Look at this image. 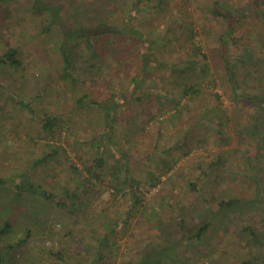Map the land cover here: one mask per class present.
<instances>
[{"label": "rangeland", "instance_id": "374dc122", "mask_svg": "<svg viewBox=\"0 0 264 264\" xmlns=\"http://www.w3.org/2000/svg\"><path fill=\"white\" fill-rule=\"evenodd\" d=\"M118 1L123 4L125 0ZM249 1L169 0L167 5L163 7L162 13L150 15L151 17L148 16L149 18L144 22L146 29L151 32L148 34L150 38L151 35L158 36L166 30V42L161 45L155 44L152 52L154 58L167 63L183 64V66L187 64L189 67L195 66L193 62L200 60L201 54H205L211 59L215 49L218 50L219 35L226 26V21L221 16L212 14V3L217 2L223 6L226 5L228 8H225L227 9H232V7L242 6ZM222 9L226 12L224 7ZM254 10L264 15V0H260L258 9L253 7L251 11L244 12L234 23L229 34L231 41L228 48L231 60L234 61L243 50L249 51L245 58L241 57L235 61L239 68L249 66V61L255 60L256 57L260 63L264 62V19L262 20ZM0 11H3L0 15V54L4 53L7 47L17 46L23 58V72L21 74L11 69H5L1 74L0 82L4 88L0 97V177L9 175L15 178L19 176L22 168L34 163L35 159L43 153L57 146H62L59 156L53 163L47 162L37 170L39 176L37 175L35 179L45 185L47 190L52 186L51 190L59 191L63 182L74 188L79 176L78 170L81 171L83 166H89L92 163L95 149L89 143L95 140L102 131L100 115L92 107L84 108V112L75 104L74 99L78 97V91L65 90V82L59 75L60 59L56 51L53 50L54 48L51 47V41L47 42L46 39L34 36L29 25L31 21L26 17L29 14L26 6L24 8L13 2L9 5H2ZM7 24L8 27H6ZM192 45L201 47V53L197 55L194 53L193 55ZM240 71L242 74L245 72L244 70ZM209 72L214 75V82L204 83L202 89L207 93L216 92L219 95L222 103L221 109L225 110L229 116V120L223 123L222 128V132H227L228 143H224L214 131H209L207 129L209 126L206 128L205 122H199L196 124L194 132L190 133L194 138L193 148L186 155L180 151L178 155L168 157L167 162L171 166L170 172L162 173L163 162L154 159L146 160L144 154L151 148L156 154L162 153V149L168 148L173 139L177 138L176 131L179 129L166 131L161 128L162 133L159 134L158 141L151 146L154 141L151 138L154 136L156 121H160L162 126L165 125V118L168 113H164V110L159 111V113L157 111L152 112L154 109L151 104L150 106L147 105V102H144L138 112L132 110L133 108L128 109V105L125 104L122 111L123 114H126L127 119H121L118 116L113 124L114 138L119 141V146L125 145L124 149L130 150L132 160L128 162V165L131 172H134L136 176L146 178V172L149 171L154 176L159 177L158 183L154 185L143 181V184L139 186L140 205L134 206L131 215L124 222L121 221L118 233L120 231L126 232L121 237H117L120 247L113 258L115 264H123L130 261L131 258L138 257L144 243L157 237L160 240L164 239V243H168V246L172 247L182 237L197 229L198 217L201 212H205L206 205L209 204L202 201L198 195L189 200L186 195L185 182L194 181L198 170L210 173L211 176L212 171L215 172L216 170L209 167V162L218 155L223 161V164H220L221 168L228 165L235 167L253 166L252 174L258 182V185L255 182L247 184L239 177H236L235 181H231L228 179L230 175H225L227 180L223 182L224 184H219V195H240L245 200H252L256 197L257 189L264 195V114L252 118L250 115L253 108L248 98L242 96L233 98L224 80L225 71L222 63L211 61ZM167 74L168 71L160 73L158 74L159 79L150 81L154 84L153 87L164 93L162 102L164 104L168 102L169 106L174 105L170 112L184 108V102H188L189 106L185 107L182 113L185 120L177 122L176 127L187 125L189 123L187 117L199 114L201 109L214 106L215 101L210 95L195 96L190 101L187 100V96H181L180 83L184 82L188 75H168V77ZM193 76L200 80L199 72L195 71ZM257 77H245L246 85L252 88V90H246L250 94H258L260 88H264V77ZM222 82L224 83L222 84ZM90 84L89 87L96 85ZM214 84L217 86L215 87ZM112 85L113 81H109L106 86L102 83L100 86H102L103 92L119 87V85L114 87ZM13 93L26 105H30L36 115L40 117L56 116L62 120H58L52 133H40L37 121L24 107L17 103ZM37 95L38 97L35 98ZM169 106L167 105L166 108ZM208 113L214 116L211 109ZM251 119L253 120L250 121ZM142 123H144L142 125L144 129L137 131L138 124ZM237 128L243 130L246 138L234 144ZM126 132H131L132 138H129ZM179 134L181 135L180 131ZM136 142L140 145L137 146ZM159 172L161 173L160 176L158 175ZM108 184L107 179L95 183L92 193L97 191L100 194L88 197L93 200L92 206L96 211L105 207L107 200L111 199L110 192L112 189ZM206 191L205 196L209 198L211 186L207 185ZM13 195L12 190L0 188V213H4V216L10 214L13 208H20L17 203L18 200L15 198L12 200ZM163 196L170 200L166 199L167 203L171 202L170 204L175 205L174 210L176 212H182L185 215L186 226L183 229L179 225L178 217L171 222L169 221L174 214L172 205V211L166 205L160 207L159 199ZM35 201V204L41 208V203L37 201V198ZM263 201V199L257 200L258 210L243 212L241 217L228 216L231 229L219 237L215 234L210 239L208 248L201 249L199 245L188 242V240L186 242L180 241L172 253L174 258L178 257L177 264H213L212 261L215 259L216 264H239V260L243 256L248 257L246 250L250 251L251 257L248 260L251 261V264H264ZM114 204L110 205V208L108 207L107 212H110L111 215L115 213L117 216L128 210L130 205L127 196L121 194L116 197ZM210 204L209 207L212 210L217 208V203L211 202ZM183 207L186 209H181ZM81 208L82 206L79 207L75 215H70L67 210L56 211L53 206L51 216L55 219V223L52 224V228L46 236L43 235L44 227L41 225H34L32 228V236L37 240L41 239L46 248L53 247L54 250L63 253L67 258V264L74 263L78 259V253L85 256V259L81 260L79 264H88L87 262L95 255L93 249H89L83 244V241L78 245L75 244L76 246L70 250L69 246L72 242L62 243L57 238L62 221L86 222L85 215L78 214ZM45 210L48 211L46 207ZM93 212L86 208L84 210L88 216ZM187 212L190 215H186ZM15 214L17 213L12 212L10 215L15 216ZM147 217L152 218V222L143 224V219ZM27 219L25 213L17 214L13 220V222L16 221V224L11 239H16L21 234V229L28 223ZM97 219L99 221V217ZM242 221H246L247 226L254 228L256 237L258 236L256 240L253 241V236L248 233L245 235L237 233L238 225L244 224L241 223ZM96 224L100 228V221ZM209 230L214 231V227ZM183 239L185 240V237ZM109 250L110 248L105 249L104 252L110 255ZM35 262L36 264H56L57 261L51 257L49 259L40 256L39 259H35ZM158 264H168V262L162 260Z\"/></svg>", "mask_w": 264, "mask_h": 264}, {"label": "trees", "instance_id": "16d2710c", "mask_svg": "<svg viewBox=\"0 0 264 264\" xmlns=\"http://www.w3.org/2000/svg\"><path fill=\"white\" fill-rule=\"evenodd\" d=\"M168 1L125 0L122 4L118 0H0V8L4 4L9 5L13 2L24 8L26 6L29 11L26 17L31 21L29 25L34 36L46 39L47 42L51 41V47L54 48L53 50L56 51L60 59L59 75L65 82V90L78 91V97L74 99L75 104L83 111L86 107H92L100 115L102 122V131L95 140L89 143L95 149L92 163L89 166H83L82 173L78 170L79 176L74 188L63 182L62 186L59 187V191L51 190L52 186L47 190L45 185L35 179L37 175L39 176L37 170L47 162L53 163L59 156L62 146H57L43 153L35 159L34 163L22 168L19 176L15 178L9 175L0 177V188L12 190L14 194L12 200L13 198L17 199L20 206V208H13L10 214L12 212L21 215L25 213L28 218V223L21 229V234L16 239H11L16 224V221L13 222V220L17 214L15 216L10 214L4 216V213H0V264H36L35 259H39L40 256L49 259L50 257L54 258L57 261L56 264H67V258L63 253L54 250L53 247L46 248L41 239L37 240L32 236L34 225L44 227V236L50 232L52 224L55 223V219L51 216L53 206L56 211L67 210L70 215H75L79 207L82 206L78 214L85 215L86 218L84 223L71 222L70 220L62 221L61 228L59 227L57 233L60 242H72L69 246L71 250L83 241V244L88 246L89 249H93L95 254L87 262L88 264H115L113 258L120 247L117 237H121L126 232L120 231L118 233L121 227L120 223L131 215L134 206L140 205L139 186L143 184V181L153 185L159 181V177L154 176L149 171L146 172V178L136 176L134 172H131L128 165V162L132 160L130 150L128 148L124 149L125 145L120 147L119 141L114 138L113 124L115 120L118 116L121 119H127L126 114H123L122 111L125 104L128 105V109L133 108L132 110L138 112L144 102H147V105H152L154 109L152 112L157 111L159 113V111L164 110V113H168L166 114L165 125L162 126L160 121H156L154 136L151 138L154 141L151 146L158 141L159 134L162 133L161 128L166 131L179 129L181 135L179 131H176L177 138L173 139L168 148H163L162 153L158 152L156 154L151 148L144 154L146 160L154 159L163 162L162 173L170 172L171 166L167 162L168 157L178 155L180 151L186 155L193 148L194 138L190 133L194 132L195 126L199 122H205V127L209 126L207 129L219 135L224 143L229 142L227 132H222L223 123L229 120V116L225 110L221 109L222 103L219 95L216 92L207 93L202 89L204 83L214 82V75L209 72L211 61L222 63L225 71L224 80L233 98L241 96L248 98L253 108L250 116L256 118L259 114H264V88H260L258 94H250L246 90H252V88L246 85L245 78L247 76L264 77V62L260 63L258 57H256L255 60L249 61V66L239 68L235 61L241 57L245 58L249 51L243 50L233 61L230 58L228 48L231 41L229 34L234 23L244 12L251 11L253 7L258 9L260 0H250L242 6H235L232 9H227L226 5L223 6V4L213 2L211 12L215 16H221L226 21L225 30L219 35L218 50L215 49L212 58L209 59L205 54H201L200 60L193 62L195 63L193 67H189L187 64L183 66L179 63H167L157 60L153 56L152 52L155 44L161 45L166 42V30L163 34L151 35L150 38L148 34L151 32L146 29L144 22L149 18L148 16L162 13L163 7L167 5ZM223 7L226 12L222 9ZM2 12L0 11V15H2ZM257 13L263 20L264 15ZM6 27H8V24ZM5 50L4 53L0 54V80L5 69H11L20 74L23 72V58L19 48L10 46ZM192 50L193 55L194 53L196 55L201 53V47L199 46L192 45ZM240 70L245 72L242 74ZM165 71H168L167 76L188 75L186 81L180 83V89L182 90L181 92L178 91L181 96H187V100L190 101L195 96L210 95L215 101L214 106L201 109L199 114L187 117L189 118L187 125L176 127L177 122L185 120L182 113L183 109L188 107L189 104L184 102V108H178L174 112H170L171 107L174 105L169 106L168 102H165V104L162 102L164 93L153 87L154 84L150 80L156 81L159 79L158 74ZM195 71L199 72L200 80L193 76ZM109 81H113L112 87L116 85H119V87L103 92L102 86H100L101 83L106 86ZM90 83L96 84L97 87L94 85L89 87ZM255 86L257 87L256 84ZM3 88L0 82V97ZM12 95L17 99V103L24 107L31 117L37 121L40 133H52L58 120H62L50 115L40 117L36 115L30 105H26L21 99H18L15 93ZM147 105L145 106L147 107ZM167 105L168 108H166ZM210 109L216 119L208 113ZM143 124H138L137 131L144 129ZM235 132L234 144L246 138L240 128H237ZM126 134L129 138H132L133 134L131 132H126ZM136 145L139 146L140 143L136 142ZM220 164H223V161L218 155L209 162V167L216 170L215 172L212 171L211 176L210 173L198 170L194 181L185 182L186 195L189 200L198 195L202 201L208 202L209 205H206L205 212H201L198 217L197 229L184 236L185 240L182 237L180 241L186 242L188 240V242L199 245L201 249L209 247L210 239L215 234L219 237L231 229L228 216L241 217L245 212L258 210L257 200H264V195L258 189L256 197L252 200H245L240 195H219V184H224L223 182L227 180L225 175H230L228 179L231 181H235L239 177L247 184L255 182L258 185L252 174L253 166L235 167L228 165L221 168ZM158 175L160 176L161 173L159 172ZM105 179L109 181L108 185L112 189L110 192L111 199L107 200L105 207H101L99 211H96L92 206L93 200L88 197L100 194L97 191L92 193V190L95 183ZM207 185L211 186L209 198L205 196ZM214 192L216 193L213 194ZM119 194L127 196L130 203L129 208L119 216L115 213L111 215L110 212H107V209L115 205L114 202ZM36 198L41 203V208L35 204ZM166 199L170 201L166 196L159 199L160 207L166 205L171 210L172 205L174 214L169 221L171 222L178 217L179 225L183 229L186 226L185 215L182 212H176L174 210L175 205L170 204L171 202L167 203ZM9 200L12 203L10 197ZM211 202L217 203L215 210L209 207ZM45 207L48 211L45 210ZM85 208L94 211L95 214L93 212L88 216V213H84ZM181 209L185 210L186 207ZM186 215H190L189 212ZM97 217H99L100 228L96 224L99 222ZM143 222V224L150 223L152 218L147 217L143 219ZM241 223L244 224L238 225L239 230L237 233L239 235L248 233L253 236V241L256 240L258 236L256 237L254 228L247 226L246 221ZM211 227H214V231L209 230ZM95 230L97 231L93 232ZM180 241L170 247L168 243H164V239L160 240L157 237L144 243L138 257L131 258L130 261L123 264H158L162 260L167 261L168 264H177L178 257L174 258L172 253ZM108 248H110L109 253L111 256L104 252ZM113 251L115 252L113 253ZM246 253H248V257L243 256L239 260V264H251V261L248 260L251 257L250 251L246 250ZM83 259H85L84 254L78 253V259L71 264H79ZM216 262V259L212 261L213 264H216Z\"/></svg>", "mask_w": 264, "mask_h": 264}]
</instances>
